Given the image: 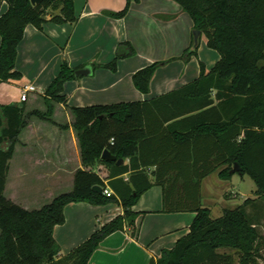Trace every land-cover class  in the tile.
<instances>
[{
	"label": "trees",
	"instance_id": "trees-1",
	"mask_svg": "<svg viewBox=\"0 0 264 264\" xmlns=\"http://www.w3.org/2000/svg\"><path fill=\"white\" fill-rule=\"evenodd\" d=\"M4 1L9 7L0 15V83L22 77L16 67L19 45L29 24L43 29L47 22L78 21L74 0H44L39 5H33L31 0H0V7ZM137 1L128 0L126 8L114 15L124 16ZM175 1L192 17L194 29L207 36V45L220 53L221 58L212 70L206 73L205 64L201 62L197 79L149 101L72 107L83 164H106L111 170L109 186L113 194L104 192L107 184L100 174L82 168L76 171L74 189L57 196L41 209L28 210L5 194L10 160L22 129L34 116L52 121V101L67 103V96L62 94L64 85L77 78L76 71L80 67H71L67 60L63 61L59 75L46 90V112L34 110L25 115L23 106L0 105V264H89L109 235L127 226L136 229L142 213L132 208L156 183L165 186L164 211H194L196 216L189 233L180 237L173 248L163 249L150 264H233L234 257L222 251L225 249L239 251L240 264H260L263 236L247 210L255 203L254 199L247 198L243 204L227 208L222 216L214 218L211 209L201 202L200 180L220 165H226L219 172L221 178L248 173L256 182L257 195L264 198V0ZM50 10L59 12L48 19ZM198 48L199 43L193 44L180 58L189 60L197 55ZM135 53L132 44L124 42L119 44L116 57L110 63L92 65L116 71L121 58ZM167 62L156 61L137 70L133 74L136 88L149 93L155 72ZM150 109L162 115L163 123L196 112L170 125H183L186 129L176 137L188 139L199 135L205 141L214 140L218 146L208 155L215 164L204 167L200 174L197 172L192 192L180 200L168 195L170 184L153 181L142 168L149 165L142 156L140 158V152L149 135L146 117ZM105 150L117 159H103ZM119 159H123L121 164H118ZM235 163L241 165L242 172L233 171ZM127 172H131L128 180L123 176ZM97 185L103 192L94 189ZM81 201L93 205L119 202L124 213L60 257L55 227L65 223V207Z\"/></svg>",
	"mask_w": 264,
	"mask_h": 264
},
{
	"label": "crops",
	"instance_id": "crops-1",
	"mask_svg": "<svg viewBox=\"0 0 264 264\" xmlns=\"http://www.w3.org/2000/svg\"><path fill=\"white\" fill-rule=\"evenodd\" d=\"M127 2L74 0L76 23L47 22L43 29L29 24L25 29L16 67L22 77L0 83V105L23 106L25 115L34 110L46 112V90L59 75L64 60L71 67L81 69L90 65L93 68L91 75L77 76L65 83L62 94L67 96V103L52 101V121L34 116L21 131L10 160L5 194L28 210L41 209L57 196L71 192L76 171L80 168L98 174L107 171L110 175L111 170L104 163L83 164L72 107L149 101L197 79L201 74V62L208 73L221 58L217 50L207 45V37L197 55H192L189 60L180 58L195 44V38L194 21L177 1L139 0L131 4L124 16H115L126 8ZM8 7V2L4 1L0 15ZM48 12L47 18L51 19L53 11ZM1 42L0 34V46ZM124 42L131 43L136 53L121 58L116 71L93 67V63H110L116 57L119 44ZM156 61L168 62L155 72L150 92L143 93L136 88L133 74ZM28 84H34L37 89L22 101V90ZM195 113L164 123L156 109L147 113L149 135L142 145L140 158L142 156L149 165L142 168L153 181L170 184L168 195L172 199L180 200L191 193L198 179L197 172L200 174L204 167L215 164L208 157L210 150L218 149L214 140L205 141L199 135L178 139L176 135H182L186 129L183 125L170 127L173 122ZM129 162V159L125 161L126 164ZM221 167L226 168V165H220L200 180L201 202L211 209L214 218L222 216L225 209L231 208L230 204L237 203L238 207L247 198H252L245 197L240 201L228 197L227 192L235 189L234 175L230 179L221 178L219 172L224 169ZM130 175L131 172H127L123 176L128 180ZM109 180L110 177L106 183L111 189ZM164 187L156 183L141 195L132 208L134 212L142 213L136 229L127 226L109 235L94 252L89 264H150L163 249L173 248L180 237L189 233L196 212L164 211ZM123 213L124 208L119 202L68 204L65 223L57 225L54 231L61 248L59 256L70 253L96 230ZM255 222L258 224V219L255 218Z\"/></svg>",
	"mask_w": 264,
	"mask_h": 264
},
{
	"label": "rangeland",
	"instance_id": "rangeland-1",
	"mask_svg": "<svg viewBox=\"0 0 264 264\" xmlns=\"http://www.w3.org/2000/svg\"><path fill=\"white\" fill-rule=\"evenodd\" d=\"M52 12V10H50ZM59 11H53L54 13H58ZM195 30V29H194ZM207 36L205 34L200 35L199 37V47L201 44H203V39H205ZM199 50V48H198ZM224 168V167H221ZM215 175V174H214ZM217 176V174H216ZM218 178V176H217ZM216 179V177H215ZM233 185L235 189H231L227 192V196L231 198H238L240 201L245 199V197H252L255 198L254 202L251 206H249L250 213L254 219H258V230L260 231L261 235L263 236L262 239V250L261 254L262 257L258 259L260 264H264V198L259 197L257 195V185L254 179L249 175L248 173L241 175V174H234L233 176ZM233 196V197H232ZM237 203L230 204L231 208L237 207ZM227 250V249H225ZM226 252L232 254L234 257V263L233 264H240V252L237 250L229 249Z\"/></svg>",
	"mask_w": 264,
	"mask_h": 264
},
{
	"label": "water",
	"instance_id": "water-1",
	"mask_svg": "<svg viewBox=\"0 0 264 264\" xmlns=\"http://www.w3.org/2000/svg\"><path fill=\"white\" fill-rule=\"evenodd\" d=\"M44 0H31L33 5H39L43 2ZM201 30L195 29L194 30V38H195V45L199 43V37L201 35ZM93 73V68L92 66L88 65L84 68L78 69L76 71V76H83V75H91ZM103 159L109 160V161H114L117 159L115 155H113L109 150H105L102 155ZM123 162V159L118 160V164H121ZM233 171L235 172H242V167L239 163H235V166L233 168ZM94 189L99 192H103V188L99 185L95 186Z\"/></svg>",
	"mask_w": 264,
	"mask_h": 264
},
{
	"label": "built area",
	"instance_id": "built-area-1",
	"mask_svg": "<svg viewBox=\"0 0 264 264\" xmlns=\"http://www.w3.org/2000/svg\"><path fill=\"white\" fill-rule=\"evenodd\" d=\"M36 86L34 84H28L26 85L23 90H22V93H21V100L22 101H26L29 97V93L31 92H34L36 91ZM100 175L101 177L104 179V182L106 183V179L109 178V173L107 171L102 172L100 171ZM107 184V183H106ZM104 192L107 194V195H111L113 194V191L107 186L104 190Z\"/></svg>",
	"mask_w": 264,
	"mask_h": 264
}]
</instances>
